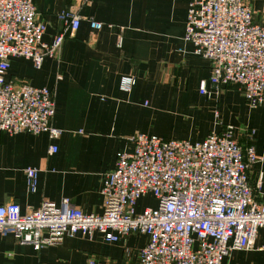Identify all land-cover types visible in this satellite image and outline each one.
Segmentation results:
<instances>
[{"label":"crops","instance_id":"0c3cea01","mask_svg":"<svg viewBox=\"0 0 264 264\" xmlns=\"http://www.w3.org/2000/svg\"><path fill=\"white\" fill-rule=\"evenodd\" d=\"M191 0H33L36 20L46 26L49 44L65 27L58 20L72 10L80 17L77 31L65 34L58 54L39 69L31 61H9L5 79L53 92L51 126L61 134L0 135V206L15 204L22 214L43 202L68 199L71 209L101 215L104 176L113 171L116 154L132 150L137 134L164 140L202 142L211 132L234 129L241 145L251 144L260 161L250 171L259 179L257 201L264 204V104L250 108L239 86H212L210 63L183 40ZM254 23L264 25V0H245ZM90 22L101 24L92 29ZM131 75L129 94L119 79ZM206 83V95L199 86ZM55 153H50L51 147ZM27 169L37 171L34 193L27 188ZM144 235L130 234L120 243L95 233L77 235L39 250L0 234V264H136ZM264 230L253 247L233 250L222 264H264Z\"/></svg>","mask_w":264,"mask_h":264},{"label":"built area","instance_id":"2783aa9c","mask_svg":"<svg viewBox=\"0 0 264 264\" xmlns=\"http://www.w3.org/2000/svg\"><path fill=\"white\" fill-rule=\"evenodd\" d=\"M58 20L65 30L47 44L33 0H0V135L46 133L57 139L61 134L51 126V90L5 79L11 59H26L39 69L45 58L58 54L65 34L79 28L80 17L68 10ZM90 27L97 30L101 24L90 22ZM183 40L210 63L212 86L237 85L250 108L264 104V25L254 23L245 0H191ZM135 84L133 76H122L118 88L129 94ZM199 93L207 94L205 82ZM253 135L241 145L232 127L197 143L137 134L132 150L118 152L113 171L104 176L101 215L71 209L68 199L45 201L24 214L6 204L0 206V234L9 232L35 250L77 235L90 239L98 233L106 242L120 243L137 234L147 242L136 264H222L231 251L251 249L264 230V204L257 201L260 178L252 185L249 177L260 161ZM25 174L34 193L37 171ZM147 196L154 207L139 210V200Z\"/></svg>","mask_w":264,"mask_h":264},{"label":"rangeland","instance_id":"374dc122","mask_svg":"<svg viewBox=\"0 0 264 264\" xmlns=\"http://www.w3.org/2000/svg\"><path fill=\"white\" fill-rule=\"evenodd\" d=\"M138 209L141 210L144 207H154L155 203L152 197L147 196L139 200Z\"/></svg>","mask_w":264,"mask_h":264}]
</instances>
